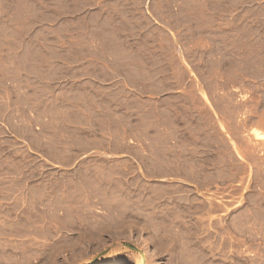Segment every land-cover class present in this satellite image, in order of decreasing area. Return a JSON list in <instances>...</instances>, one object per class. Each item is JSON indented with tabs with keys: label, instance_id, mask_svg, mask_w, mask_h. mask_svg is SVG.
Wrapping results in <instances>:
<instances>
[{
	"label": "rangeland",
	"instance_id": "374dc122",
	"mask_svg": "<svg viewBox=\"0 0 264 264\" xmlns=\"http://www.w3.org/2000/svg\"><path fill=\"white\" fill-rule=\"evenodd\" d=\"M0 24L59 47L2 59L62 76L0 101V264H264V0H0Z\"/></svg>",
	"mask_w": 264,
	"mask_h": 264
},
{
	"label": "crops",
	"instance_id": "0c3cea01",
	"mask_svg": "<svg viewBox=\"0 0 264 264\" xmlns=\"http://www.w3.org/2000/svg\"><path fill=\"white\" fill-rule=\"evenodd\" d=\"M0 24V37L8 35V31L2 30ZM8 27H12L7 25ZM6 30L7 29L5 26ZM45 30V32L49 31ZM34 33L42 34L47 37L48 33L43 30L32 31ZM29 33V34H32ZM53 32V31H51ZM33 33V34H34ZM32 34V35H33ZM59 51L58 44H52L47 39L37 41L35 43L28 41V38L21 37L20 42L12 43L10 37L0 39V53H14L22 51ZM14 56V54H13ZM5 57H0V101L5 100H45L54 97L58 93L57 87L61 80L60 61L49 59H34L29 61H22ZM72 74V73H71ZM65 75V78H70V75ZM109 80L107 83L124 82V75L119 71H112L108 73ZM52 94V96H51ZM55 162V160L53 161Z\"/></svg>",
	"mask_w": 264,
	"mask_h": 264
}]
</instances>
